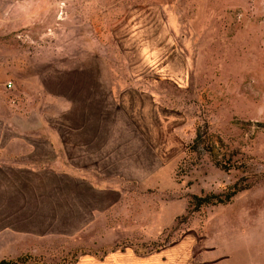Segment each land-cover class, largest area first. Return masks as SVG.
<instances>
[{
    "label": "rangeland",
    "instance_id": "374dc122",
    "mask_svg": "<svg viewBox=\"0 0 264 264\" xmlns=\"http://www.w3.org/2000/svg\"><path fill=\"white\" fill-rule=\"evenodd\" d=\"M129 15L155 22L145 30L158 42L135 34L143 22L125 27ZM86 77L106 90L105 116L136 123V162L105 172L124 185L106 228L131 232L98 250L53 243L4 259L178 247L182 264H264V0H0V143L45 132Z\"/></svg>",
    "mask_w": 264,
    "mask_h": 264
},
{
    "label": "crops",
    "instance_id": "0c3cea01",
    "mask_svg": "<svg viewBox=\"0 0 264 264\" xmlns=\"http://www.w3.org/2000/svg\"><path fill=\"white\" fill-rule=\"evenodd\" d=\"M136 17L129 15L125 27L143 22L138 26L144 29L135 34L141 39L151 38L146 39L147 43H157L153 39L156 31L145 30L155 22ZM129 33L127 30L123 36L128 35L129 39ZM133 43L131 40L130 44ZM81 74L99 75L95 71ZM79 88L82 94L68 103L64 113L55 117L54 124H48L45 132H33L26 137L22 129H17L2 138L0 259L35 253L42 245L53 243L67 249L98 250L131 232L121 227L106 228L108 218L117 214L120 217V210L115 208L121 203L124 186L122 180L106 175V170L123 158L129 165L136 162V145L131 143V139H136V123L132 119L135 110L132 114L129 107L125 109L133 123L122 115H113V110L105 116L104 107L95 101L103 99L106 92L99 80L86 77ZM152 132L154 137L159 135L158 131ZM134 210L135 206L132 211L129 207V215ZM177 250L174 247L170 253L163 251L154 258L125 247L100 258L83 254L71 264H182L174 257Z\"/></svg>",
    "mask_w": 264,
    "mask_h": 264
},
{
    "label": "trees",
    "instance_id": "16d2710c",
    "mask_svg": "<svg viewBox=\"0 0 264 264\" xmlns=\"http://www.w3.org/2000/svg\"><path fill=\"white\" fill-rule=\"evenodd\" d=\"M19 258H15V259H4L1 258L0 259V264H14Z\"/></svg>",
    "mask_w": 264,
    "mask_h": 264
},
{
    "label": "built area",
    "instance_id": "2783aa9c",
    "mask_svg": "<svg viewBox=\"0 0 264 264\" xmlns=\"http://www.w3.org/2000/svg\"><path fill=\"white\" fill-rule=\"evenodd\" d=\"M9 86H10V83L8 82V83H7V87H9Z\"/></svg>",
    "mask_w": 264,
    "mask_h": 264
}]
</instances>
